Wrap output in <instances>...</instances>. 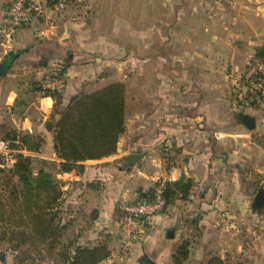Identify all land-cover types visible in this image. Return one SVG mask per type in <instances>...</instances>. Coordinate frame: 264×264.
<instances>
[{
    "label": "crops",
    "instance_id": "obj_1",
    "mask_svg": "<svg viewBox=\"0 0 264 264\" xmlns=\"http://www.w3.org/2000/svg\"><path fill=\"white\" fill-rule=\"evenodd\" d=\"M11 1L0 0V7ZM162 1L168 7L169 0ZM189 1L193 5L186 8ZM143 2V12L139 13L135 10L141 6L136 5L140 0L74 1L66 12L54 16L53 27L47 28L44 22L21 26L10 39H0V138L10 128L41 135L45 142L40 152H31L32 156L62 161L55 153L50 126L55 121V100L34 90L30 81L40 82L64 66L66 85L61 105L65 107L93 78L105 81L96 90L121 80L131 86L132 77L112 79L100 72L105 66L117 65L112 56L115 50L130 51L128 59L133 62L129 65L137 61L146 65L152 60L150 53L143 59L136 58L134 50L140 34L142 49L148 52L152 47V0ZM180 2L174 11L168 13L166 9L160 25L161 32L175 35L179 50L176 60L183 66L207 64L215 70L217 60H222L216 51L227 50L229 87V77L243 72L255 49L264 44V0H227V10H216L221 5L219 0ZM136 19L142 20V25ZM149 78L156 81L154 86L145 84V91L156 89L159 103L132 111L126 101V130L119 138L116 153L84 161L81 172H54L61 182L65 208L75 209L69 217L76 218L77 210L85 211V218L101 238L100 232L106 228L119 230L124 205L141 199L157 179L166 175L168 180L176 181L186 176L194 182L189 198H177L165 213L150 218L151 233L134 244L130 259L175 264L178 237L171 231L166 235V231L185 227L188 218L201 212L204 218L200 221L207 231L214 226L209 220L227 213V250L232 257H249L252 259L247 264H264V105H247L242 97L229 96V90L226 100L217 89V77L192 74ZM26 95L34 96L36 101L28 105ZM238 107L255 118V129L243 123ZM211 130H216V138L227 136V164L226 154L214 152ZM169 137L175 138L177 150L174 165L167 170L161 149ZM130 153H143L144 157L132 165ZM237 222V229H233ZM82 230L80 243L91 235L87 225Z\"/></svg>",
    "mask_w": 264,
    "mask_h": 264
},
{
    "label": "rangeland",
    "instance_id": "obj_2",
    "mask_svg": "<svg viewBox=\"0 0 264 264\" xmlns=\"http://www.w3.org/2000/svg\"><path fill=\"white\" fill-rule=\"evenodd\" d=\"M219 1L221 5H219L220 7L217 6L216 10H227V0ZM140 2L141 3H136V5L139 4L141 6L140 8L137 6L135 11L142 13L145 3L143 0H140ZM168 2L169 5L167 7L162 0H152V47L148 52L142 49L143 35H137L136 47L134 49L135 56L136 58L143 59L145 54L150 53L152 57L150 63L144 65L143 61H137L136 65H129V62H133L128 59V52L130 51L120 49L115 50L114 54H112L117 65L111 64L105 66L100 72L101 75L112 77V79L113 77L115 79L118 77L119 79L132 77L129 79L131 86L128 82L123 83L121 82L122 80L119 81L125 85V91L126 89L128 90L126 101H128L130 109L133 111L139 107H153L158 105L159 94L156 92V89L154 90L151 87L149 88L150 92L145 91V84L154 86L156 81H152L149 77H191L192 74H194V76L199 74L204 77H217V89L221 91V93L223 92V96H226V100L228 90L229 96L231 95L235 98L239 97L238 99L242 97V101H245L246 98L252 99V96L247 92L245 86V75L255 64L253 61L254 57L250 59L249 64L243 72L229 77V87L227 86V50L216 51V54H219L222 60H217L215 70H213L211 66L201 63L200 66H197V70V67L183 66L176 60L179 50L175 47V35L170 34L167 30L161 32L160 25L161 20L163 21L165 11L168 10V13L169 11H174L177 9L176 5L181 6L182 3L180 0H169ZM191 5H193L192 1L186 2L185 4L186 8H190ZM160 15H162V18ZM168 20L171 21L174 19L168 17ZM136 21H141L140 25H142V20L136 19ZM99 52H102V54L104 53V51ZM105 54L108 56V53L105 52ZM63 68L64 66H61L59 69L61 70ZM230 68L231 67H228V70H231ZM56 71L57 70L50 76H53ZM63 76H65V74ZM42 80L43 79H41L40 82ZM36 81V79L30 81V85H32L34 89L40 85L38 81ZM104 82L105 81H100V79L93 78L92 81L84 84L81 90L82 92H91L102 86ZM132 83H134V85H132ZM135 84L137 85L135 86ZM80 92L81 91H79V93ZM25 101H27L29 105L31 102H35L36 99L32 95H26ZM259 101V103L264 105V99L260 98ZM32 107L36 109L35 104H32ZM64 107L65 106L62 104L58 108L63 109ZM238 109L240 113L245 111V108L238 107ZM234 119L238 123L240 122L237 114H235ZM215 132L216 130H211L209 132L211 137L210 142L215 145L214 152L217 154H226L225 163L227 164V149L229 150V148H227V136L225 138L223 136L221 138H216ZM170 139H172V141L169 142ZM169 143H172L171 150L168 148ZM164 146H166L168 153L173 157L171 162H174L177 150L175 138L169 137L168 140L164 142ZM0 150H5L4 147H1V143ZM163 161L165 160L163 159ZM165 163V167L168 170L170 162L165 161ZM10 165L12 164L9 161V166ZM34 167L37 170L39 167L38 161H35ZM18 183L19 181H17L9 171H0V264H69L71 261L66 258L68 250L71 252L78 245L94 246L101 243H107L109 256L98 264H153L149 258L145 260H140L138 257L133 260L130 259L134 244L138 241L143 242L151 233L152 222L150 219L144 226L145 228L140 238L130 243L126 250H124L122 248L123 243L121 242L119 230L112 231L106 228L105 230H110L111 232L102 230L100 232L102 237L99 238L98 236L100 234L97 235V230L93 228V224L90 223L91 221L85 218V211L82 210L84 212L82 213V211L77 210L78 214H76V218L69 217L71 212H74L75 209L65 208V198L63 197L62 203L54 206L55 210L51 209L49 212L58 214L56 223L59 222L62 227L64 226V229L62 228V231L51 234L50 236L52 237L48 239V237H43L38 233L37 230L39 220L42 217H45L46 220L47 217L45 213L47 212L42 211L43 215H40L38 218L37 215L41 212L37 210L35 205L38 197L34 194L30 196L21 194L22 188ZM13 190H15V192H13ZM165 211L162 213H165ZM203 218L204 214L199 212L186 220L185 227H182L183 229L173 227L166 231V235H170V233H172V235L177 234L178 238L176 239L174 248L182 242L186 241L188 243L189 257L184 260L183 264H208L209 260L213 257H220L223 264H247L249 260L252 259L247 257L248 260H240L237 257H232V254L227 250V213L225 215L221 213V215H217L216 219L212 218L209 220L214 225L212 227L210 226V229H212L211 231H207L208 228L205 227L206 224H201L200 220H203ZM69 224H71L72 227H70ZM86 225L88 230L91 231V235L89 234L88 241L86 239V242L80 243V237L84 234L82 228ZM237 227L238 222L233 226V229H237ZM169 231L171 232L169 233ZM208 239H211L210 242Z\"/></svg>",
    "mask_w": 264,
    "mask_h": 264
},
{
    "label": "trees",
    "instance_id": "obj_3",
    "mask_svg": "<svg viewBox=\"0 0 264 264\" xmlns=\"http://www.w3.org/2000/svg\"><path fill=\"white\" fill-rule=\"evenodd\" d=\"M255 60H264V44L255 49L253 61ZM65 72L66 68H63L55 74L64 75ZM38 84L40 85L34 90L55 100V121L50 122V126L54 131L55 153L62 161H49L26 154L40 152L45 139L41 135L10 128L5 130V135L0 139L11 150L9 154L0 152V171H9L19 181L21 194H34L38 197L35 205L41 212L37 217L43 215L42 211H46L47 218L45 220L42 217L39 220L37 230L49 239L51 234L64 229L59 222L56 223L58 214L49 212L51 209L55 210L54 206L61 204L63 200L61 182L55 178L54 172H81L84 170V161L101 159L116 153L119 138L126 130V91L123 83L113 82L90 93L80 92L71 98L66 107L60 109L58 107L62 102V91L45 90L41 82L38 81ZM243 102L250 106L260 104L256 97L246 98ZM10 156H13L15 162L9 166ZM161 156L170 162L168 169L174 165L171 162L173 157L166 146L162 147ZM35 161L39 164L37 170L34 167ZM193 185V180L186 176L176 181L169 180L165 189L167 206L177 198L188 199ZM153 191L154 187L144 192L141 198H150ZM66 254V258L71 261L69 264H98L109 256V250L107 243L78 245ZM188 257V243L185 241L176 248L173 260L175 264H183ZM208 264H223V261L220 257H213Z\"/></svg>",
    "mask_w": 264,
    "mask_h": 264
},
{
    "label": "built area",
    "instance_id": "obj_4",
    "mask_svg": "<svg viewBox=\"0 0 264 264\" xmlns=\"http://www.w3.org/2000/svg\"><path fill=\"white\" fill-rule=\"evenodd\" d=\"M74 1L81 2L83 0H12L0 7V39H10L21 26H34L44 22L47 28L53 27L55 25L54 16L66 12ZM39 32L44 33V29H39ZM254 62L253 67L245 75V86L252 97L260 100V98L264 99V60H255ZM64 77L54 74L44 78L41 81V86L45 90L63 91L66 84ZM0 143L1 147L5 148L4 151H0L9 154L11 150L7 148L5 142L0 141ZM171 147L172 143H169L170 150ZM9 161L11 164L15 162L13 156H10ZM165 164L163 161V165ZM168 181L166 175L160 177L154 185V191L150 198H141L124 205L119 223V234L124 250L130 243L140 238L144 226L152 216L167 209L165 189Z\"/></svg>",
    "mask_w": 264,
    "mask_h": 264
},
{
    "label": "water",
    "instance_id": "obj_5",
    "mask_svg": "<svg viewBox=\"0 0 264 264\" xmlns=\"http://www.w3.org/2000/svg\"><path fill=\"white\" fill-rule=\"evenodd\" d=\"M239 117L241 118V120L243 121V123L246 124V126L253 130L256 127V120L254 117L250 116V115H246L244 113H239ZM144 157L143 153H130L128 155V158L130 160V163L133 165L138 159Z\"/></svg>",
    "mask_w": 264,
    "mask_h": 264
}]
</instances>
